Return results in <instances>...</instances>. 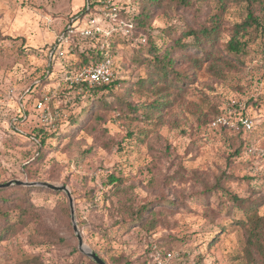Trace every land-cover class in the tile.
<instances>
[{"label":"rangeland","instance_id":"1","mask_svg":"<svg viewBox=\"0 0 264 264\" xmlns=\"http://www.w3.org/2000/svg\"><path fill=\"white\" fill-rule=\"evenodd\" d=\"M85 2L0 0V92L13 88L11 100L0 107V184L20 180L66 186L84 244L107 264H140L146 237L173 251L179 264H245L239 222L264 217V37L250 31L243 65L224 51L234 25L246 15L245 3L228 1L224 8L213 2L195 3L174 9L163 0L162 9L151 11L157 44L167 40L162 29L172 28L168 38L173 39L186 28L214 27V19H219L216 39L205 46L209 61L197 71L189 70L188 64L176 66L193 80L181 97L158 91L160 83L142 82L148 71L135 62L138 54L129 42L130 29L101 22L117 42L115 61L118 67L122 62L125 82L114 89L115 98H103L107 105L88 108L87 93L60 84L65 55L55 58L52 66L49 57L45 60L46 48L53 46L66 17L80 12ZM253 13L259 14L258 6ZM184 54L196 55L192 50ZM48 71V83L37 88ZM37 92L49 94L51 108L63 113L64 118L52 125L71 135H64L60 143L48 141V154L33 168L30 181L25 165L35 159V146L26 136L37 123L30 99ZM21 98L30 125L11 120L21 116L17 104ZM219 110L234 125L240 115L246 116L252 129L210 127ZM78 117V125L72 126ZM11 125L26 136L14 134ZM84 150L90 152L82 156ZM111 174L121 178L119 186L105 183ZM221 176L225 177L221 189L237 196L238 202L216 189ZM205 188L214 193L207 196ZM39 189L29 198L41 225L30 222L0 238V264H22L32 257L40 264H92L77 249L70 210L69 220L57 212L63 200L58 193L67 199L66 195ZM161 198L173 201V207L151 205ZM126 202L134 211L150 206L146 227L126 232L117 228L115 224L128 219ZM41 231L53 237L48 239Z\"/></svg>","mask_w":264,"mask_h":264},{"label":"trees","instance_id":"2","mask_svg":"<svg viewBox=\"0 0 264 264\" xmlns=\"http://www.w3.org/2000/svg\"><path fill=\"white\" fill-rule=\"evenodd\" d=\"M228 1L241 2L246 5V15L244 19L240 24L234 25L233 35L224 46V51L227 55L226 57L235 63L243 65V61L248 56V43L249 40H251L250 31L254 30V32L259 33L260 37H264V0H169V6L174 7V9H186L192 7L195 3L202 5L207 4L208 2H213L218 8H224L226 2ZM162 3L163 0H123L120 3L118 18L120 20H124L130 25L131 35L129 36V42L131 44L134 43L132 46H134L136 49L134 50L138 54L135 58V62L138 63V65L144 64L146 70L148 71V78H142V82L150 81L151 83H160L161 88H159L158 91L161 90L163 92H167L168 96L175 93V96L181 97L185 91L186 85L193 82V80L189 76V72L187 70L176 69V66L177 64H179V66L188 64L189 70L197 71L200 70L201 66L206 61H209L210 53L205 46H211L214 39H216L214 37L215 31L218 29L219 19H214V27L202 28L200 31L186 28L185 30L180 31L173 39L168 38L169 33L174 31L172 28L168 27L166 29H162L160 30V33L164 39L166 38L167 40L162 42V44H157L156 38L152 36L153 30L151 29V11L162 9ZM139 4H141L139 9L137 7L135 9V5L137 6ZM98 5L99 0H86L85 5L82 7L80 12L66 17L64 24L56 35L53 46L46 48L45 60L48 59L49 54L52 52L50 62L51 66L55 58L65 55L63 57L65 59L63 75L76 71L82 65L90 62H96L101 59L98 46L102 39H104L103 37L95 36L86 39L77 37L72 38L66 47L63 46L62 41L58 43L59 37L65 31L70 20H81L87 14H95ZM255 6L259 7L258 15L253 13V8ZM86 7L88 10H86ZM262 18L263 20H261ZM114 25L118 27L117 23H114ZM246 36L248 38L244 39ZM108 42L110 45V53L115 58L118 52L117 42L116 40H113V36L109 37ZM188 50L194 51L196 55L184 54V52ZM60 51H64V54L60 55ZM175 55H177V57ZM120 65L121 67H118L119 74L117 79L105 85L95 86L89 90L87 98H85L84 101V103H88V105L85 107L90 108L95 107L97 104H102L103 98L106 96H112L115 98V94L113 93L114 89L125 82V79L122 75H120V70L122 69L121 60ZM49 72L50 71L46 74L47 76L41 78L39 84L36 85L37 88H41L48 83L47 79L50 75ZM65 89L71 91L76 90V88ZM40 97L41 95L37 92L35 94L33 93L30 99L36 100L40 99ZM17 104L20 106L18 112L21 113V116L18 117L16 114L11 118V120H15L19 123H28V125H30L31 118L27 122L28 116L30 115L25 112L23 99L21 98ZM103 104L107 105V102H104ZM221 113V110L217 111L216 115L212 119L220 116ZM36 118L37 123L32 128L31 134L28 136H26L23 132L18 131L16 126L11 125L14 130V134L17 133L18 136H26L28 138L27 140L35 146L33 155L35 156V159L25 165V174L30 181H33V179L29 176L30 173H34L36 171V169L33 168L41 163L48 154V141L53 139L54 142L60 143V140L64 139V135H71V133H59L55 128V124L47 126L40 123L37 113ZM63 118V113L60 112L57 123ZM79 121L80 119L78 117L77 120L72 121V126L78 125ZM84 122L82 125H79V128L83 127ZM89 152L90 151L84 150L82 152V156H86ZM223 178L225 177L221 176L220 179L216 181V189H220V191L230 197V200L233 202H238L239 198L237 196L221 189L220 182ZM105 183L110 186L116 185L115 187H117V185L119 186L121 184V178L111 174L106 177ZM35 190L42 189L21 186L0 189V221H2V224L0 225V238L16 231L18 228L27 227L30 222H38L36 224L37 227L41 225L40 214L29 198L30 192ZM213 193V188L204 189V194H207V196H211ZM58 194L63 196V200L57 204V212L69 220L68 201L62 193ZM153 204L158 206H167L169 208L173 207V201L165 198H161L153 202L151 205ZM123 208L124 212L129 213V215H127L128 219L115 224L117 225V228H123V231L126 232L127 230L135 227H139L141 229L146 227L144 225V219L146 215L147 217H150V206L145 205L134 211L132 205L127 204L126 202L123 204ZM11 216H13V221H11ZM153 217L154 214L151 216L152 219L150 218L149 220L150 224L154 221ZM239 224L243 228L245 236V246L243 248L244 263L256 264L257 262L258 264H264V217L255 216L253 221L239 222ZM42 234L48 239L53 237L51 234H47V232H42ZM144 242H146V246L144 254L141 257L140 264H151L149 263L151 261L149 256L153 250H157L161 253H173L171 250L164 249L160 242H154L149 239V237H146ZM95 254L105 262L104 258L99 256L96 252ZM22 264H40V262L37 257H32L24 259ZM105 264L107 263L105 262Z\"/></svg>","mask_w":264,"mask_h":264},{"label":"built area","instance_id":"3","mask_svg":"<svg viewBox=\"0 0 264 264\" xmlns=\"http://www.w3.org/2000/svg\"><path fill=\"white\" fill-rule=\"evenodd\" d=\"M123 0H99V5L96 8L95 14H87L83 19L70 20L65 31L58 39V43L62 41L64 47H66L72 38H91V37H103L98 49L101 54V59L96 62H90L88 64L80 66L76 71L65 74L60 79V84L68 88H76L78 91L88 93L90 89L95 86H101L108 84L117 79L119 69L116 64L115 58L110 53V45L108 39L110 37L109 30L105 31L102 28V23H117L118 26H127L128 31L130 25L126 24L123 20L118 18V11L120 10V3ZM86 10L88 8L86 7ZM60 55L64 54V51L59 52ZM13 88H10L7 92H0V107L11 100V94ZM32 109L37 113L40 123L44 125H52L59 117L57 111L51 108V97L45 92H41L40 99L33 101ZM212 128H241L243 131H250L252 129V122L246 116H239L236 124H232L229 118L225 115H221L213 119L210 123ZM151 264H179V258L175 253H161L157 250H153L149 256Z\"/></svg>","mask_w":264,"mask_h":264},{"label":"water","instance_id":"4","mask_svg":"<svg viewBox=\"0 0 264 264\" xmlns=\"http://www.w3.org/2000/svg\"><path fill=\"white\" fill-rule=\"evenodd\" d=\"M52 52L49 55V61L51 59ZM12 186H21V187H37V188H45L54 192H63L69 203L70 210V220L72 224V230L75 234L77 240V249L78 251L86 256L89 260H91L95 264H105V262L99 258L92 250H90L83 242L82 236L77 228L75 217H74V208H73V200L71 197V193L66 186L54 185L48 182H26L20 180H11L6 183L0 184V189L8 188Z\"/></svg>","mask_w":264,"mask_h":264},{"label":"crops","instance_id":"5","mask_svg":"<svg viewBox=\"0 0 264 264\" xmlns=\"http://www.w3.org/2000/svg\"><path fill=\"white\" fill-rule=\"evenodd\" d=\"M65 63V62H64ZM64 67H65V65H64ZM63 70H64V68H63ZM64 73V71L62 72V74ZM14 120H12V122H13Z\"/></svg>","mask_w":264,"mask_h":264}]
</instances>
